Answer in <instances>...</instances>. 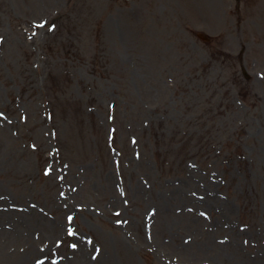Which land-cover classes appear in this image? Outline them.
Masks as SVG:
<instances>
[{"label":"rangeland","instance_id":"obj_1","mask_svg":"<svg viewBox=\"0 0 264 264\" xmlns=\"http://www.w3.org/2000/svg\"><path fill=\"white\" fill-rule=\"evenodd\" d=\"M0 213V264H264V0H0Z\"/></svg>","mask_w":264,"mask_h":264},{"label":"snow or ice","instance_id":"obj_2","mask_svg":"<svg viewBox=\"0 0 264 264\" xmlns=\"http://www.w3.org/2000/svg\"><path fill=\"white\" fill-rule=\"evenodd\" d=\"M72 218L71 217H69V220H71ZM69 235H73V233L71 232V231H69V233H68ZM72 247L73 248H75L76 247V245H72Z\"/></svg>","mask_w":264,"mask_h":264},{"label":"bare ground","instance_id":"obj_3","mask_svg":"<svg viewBox=\"0 0 264 264\" xmlns=\"http://www.w3.org/2000/svg\"><path fill=\"white\" fill-rule=\"evenodd\" d=\"M4 213H0V220H2V216H3ZM24 263V262H23ZM21 263V264H23Z\"/></svg>","mask_w":264,"mask_h":264}]
</instances>
